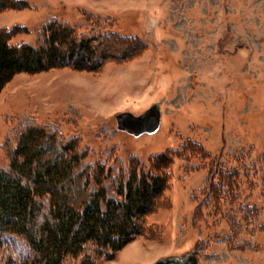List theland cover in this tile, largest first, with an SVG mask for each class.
Listing matches in <instances>:
<instances>
[{
  "label": "rangeland",
  "instance_id": "obj_1",
  "mask_svg": "<svg viewBox=\"0 0 264 264\" xmlns=\"http://www.w3.org/2000/svg\"><path fill=\"white\" fill-rule=\"evenodd\" d=\"M24 1L28 8L0 13V30L20 29L13 43L43 44L47 26L60 23L95 39L94 63L105 59L96 72L19 74L4 88L0 166L10 168L29 126L63 143L75 137L85 162H107L115 177L132 160L148 167L171 154L165 202L146 235L98 264L187 255L264 264V0ZM156 103L155 133L119 130L117 115Z\"/></svg>",
  "mask_w": 264,
  "mask_h": 264
},
{
  "label": "trees",
  "instance_id": "obj_2",
  "mask_svg": "<svg viewBox=\"0 0 264 264\" xmlns=\"http://www.w3.org/2000/svg\"><path fill=\"white\" fill-rule=\"evenodd\" d=\"M26 8L24 0H0V13ZM16 32L0 30V93L19 74L96 72L105 59L94 63L95 39L78 40L60 23L47 26L38 46L13 43ZM17 134L10 168L0 166V264H98L146 235L148 216L165 202L171 154L148 167L132 160L115 177V166L85 162L88 150L75 137L63 143L43 126Z\"/></svg>",
  "mask_w": 264,
  "mask_h": 264
},
{
  "label": "water",
  "instance_id": "obj_3",
  "mask_svg": "<svg viewBox=\"0 0 264 264\" xmlns=\"http://www.w3.org/2000/svg\"><path fill=\"white\" fill-rule=\"evenodd\" d=\"M160 104H154L143 114L136 116L132 113H121L117 115L119 130L127 131L136 136L144 133H155L161 125ZM154 264H199L197 257L185 256L184 258H162Z\"/></svg>",
  "mask_w": 264,
  "mask_h": 264
}]
</instances>
